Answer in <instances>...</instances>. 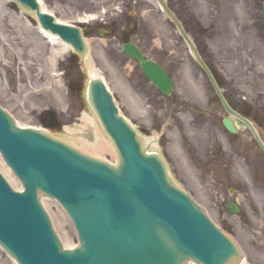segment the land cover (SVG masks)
<instances>
[{
    "label": "water",
    "instance_id": "obj_1",
    "mask_svg": "<svg viewBox=\"0 0 264 264\" xmlns=\"http://www.w3.org/2000/svg\"><path fill=\"white\" fill-rule=\"evenodd\" d=\"M15 2L77 54L86 52L77 28L57 24L41 12L36 0ZM157 2L188 44L225 111L247 125L264 152L256 130L229 107L180 22L164 0ZM262 16L264 23V3ZM123 51L139 61L162 93L170 92L169 80L156 65L145 61L132 45H125ZM85 99L113 144L117 166L42 131L18 128L0 109V154L24 188L21 193L13 191L0 175V246L17 264H185L189 260L237 264L236 244L175 184L161 156L147 151L101 80H88ZM224 123L230 128L229 120ZM40 194L64 208L79 246L62 248L40 205Z\"/></svg>",
    "mask_w": 264,
    "mask_h": 264
},
{
    "label": "rangeland",
    "instance_id": "obj_2",
    "mask_svg": "<svg viewBox=\"0 0 264 264\" xmlns=\"http://www.w3.org/2000/svg\"><path fill=\"white\" fill-rule=\"evenodd\" d=\"M0 1L4 4L0 15V106L18 125L43 129L37 117L45 110H53L58 118V126L55 130L46 131L66 140L76 135L89 143L93 142L92 131L83 129L82 124L84 115H91L83 95L89 77L87 63H90L96 71V77L102 78L107 84L122 114L145 138L160 131L159 116L162 109L159 103L162 99L137 68L131 73L130 66L135 64L133 61L123 57L120 50L114 52V35L85 36L89 52L86 57L79 58L59 40L50 42L39 31L37 23L22 14L11 0ZM49 1H54L51 10L56 18L66 23L75 21L76 12L68 4L79 0ZM169 1L198 42L203 57L219 76L229 101L254 122L264 140V27L260 13L263 0ZM150 6L155 9L153 5ZM173 37L178 38L176 35ZM168 39L173 38L170 36ZM179 48L173 55H170L171 47L146 50L144 53L167 65L181 61L182 71L175 75L176 93L186 92L192 101H198L204 93L214 101L209 85L185 47L179 44ZM60 50L63 51L62 56L52 63V52ZM67 58H71L73 65L62 64ZM73 75L79 87L70 95L67 82L73 79ZM214 107L223 117L224 113L216 101ZM152 125L155 130L151 129ZM186 130L187 125L182 122L173 125L169 135L174 140L172 157L166 156L172 176L216 225L235 238L244 249L248 246L252 254L264 264V190L261 192L257 187L248 188L244 169L233 173L246 187V191L240 190L236 195L244 214L229 216L223 202L230 189L238 190L240 187L230 182L224 172L213 173L212 176L205 170L201 171L198 155L192 153V146L184 138L183 131ZM243 134L246 139L244 144L252 150V155L261 156L264 172V155L254 145L249 134L245 131ZM166 140L162 138L159 141L155 147L157 151L164 152ZM101 158L115 163L110 154ZM5 169L8 168L0 157V172L3 174ZM9 174L4 177L13 188H18L19 182L11 172ZM244 193L248 195L244 196ZM44 208L62 245L70 247L77 244L76 232L62 208L51 199H45ZM0 259L3 264H11L1 249Z\"/></svg>",
    "mask_w": 264,
    "mask_h": 264
},
{
    "label": "flooded vegetation",
    "instance_id": "obj_3",
    "mask_svg": "<svg viewBox=\"0 0 264 264\" xmlns=\"http://www.w3.org/2000/svg\"><path fill=\"white\" fill-rule=\"evenodd\" d=\"M103 3H107V7L114 9V12L110 11L108 17L100 18L99 23L84 25L82 28L85 34L90 35L106 36L114 33V51L120 43L130 41L134 42L141 51L165 50L171 46L174 48L179 46L178 42H176L177 45L167 43V21L163 23L164 19L158 12L152 11L149 5L150 0H81L79 10L97 12ZM45 4L51 8L54 6V1L47 0ZM156 38L159 43H155ZM140 42L143 43L140 44ZM160 65L170 75L182 71L179 61H174L167 66ZM135 68L136 66L133 70ZM164 100L165 105H160L164 113L160 120L163 116L164 119H169L167 117L171 116L169 124H179L183 117L187 119V143L192 146L193 153L199 155L203 170L211 174L224 172L229 181L240 187V190L246 191L245 185L233 176L240 165V168L248 170L252 187H257L261 191L264 189L261 156H253L252 150L245 146L243 130L237 129L231 134L223 127L222 119L218 118V112L212 101L207 100L202 107L187 106L186 111L183 108L185 102H189L186 94L183 97H169ZM187 112L190 114L189 118ZM222 137H224L227 152L222 151L220 147ZM235 192L230 189L229 197L234 198ZM238 210L241 213V208Z\"/></svg>",
    "mask_w": 264,
    "mask_h": 264
},
{
    "label": "bare ground",
    "instance_id": "obj_4",
    "mask_svg": "<svg viewBox=\"0 0 264 264\" xmlns=\"http://www.w3.org/2000/svg\"><path fill=\"white\" fill-rule=\"evenodd\" d=\"M3 7H4V4L0 1V15H1L2 11H3ZM42 10H44V9L42 8ZM40 32L46 38H48L50 42L55 43L57 41V39L54 36H52V35H50L48 33H45L42 30H40ZM62 54H63L62 50L53 51L52 54H51L52 63L55 62L56 59H58L60 56H62ZM87 68H88L87 71H88L89 76L95 78L96 71L91 66L90 63H87ZM53 91L56 92L55 88L53 89ZM82 120H83L82 121L83 129L85 128V129H89L90 131H92V133L94 135V140H93V142L89 143L86 140H83L81 137H78L76 135H72L69 138V140L72 141V144L74 146H76L79 150H81V151H83L85 153H88V154L95 155V156L102 157L105 154H110L114 158V161H116V156H115V154L113 152V147H112L110 141L108 139H106V137H104L102 135V133L100 132V130H99L97 124H96L97 122H96L95 117L91 116L90 114H85ZM19 126H21V125H19ZM22 127H29V126H22ZM74 140H75V142H73ZM150 148H152V147H150ZM9 173H10V171L8 169H5L3 171L4 176H6V175L9 176L10 175ZM15 189L19 190V191L22 190L20 186L18 188H15ZM42 203L45 206V198H43ZM75 246L76 245H72L70 247H67L65 245L64 247L68 248V249H72ZM9 261L11 262V264H15L14 261H12V260H9ZM1 263L2 262H1V259H0V264ZM190 264H193V263H190ZM240 264H244V261L241 262Z\"/></svg>",
    "mask_w": 264,
    "mask_h": 264
},
{
    "label": "trees",
    "instance_id": "obj_5",
    "mask_svg": "<svg viewBox=\"0 0 264 264\" xmlns=\"http://www.w3.org/2000/svg\"><path fill=\"white\" fill-rule=\"evenodd\" d=\"M77 89V86H73L71 88V91H74ZM39 123L46 127V128H52L54 129L55 125H56V117L52 112H45L43 114L40 115V117L38 118Z\"/></svg>",
    "mask_w": 264,
    "mask_h": 264
}]
</instances>
